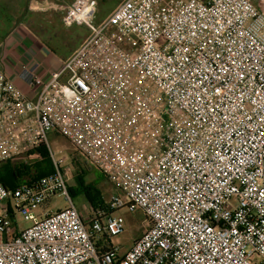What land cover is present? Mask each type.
Listing matches in <instances>:
<instances>
[{"label": "built area", "instance_id": "1", "mask_svg": "<svg viewBox=\"0 0 264 264\" xmlns=\"http://www.w3.org/2000/svg\"><path fill=\"white\" fill-rule=\"evenodd\" d=\"M264 0H124L96 22L94 0L60 5L64 27L90 35L49 78L23 66L28 96L0 70V163L44 146L54 172L0 184V264H264ZM114 27L117 36L108 32ZM133 74L164 98L166 150L143 161L121 95ZM130 107L141 104L133 93ZM57 133L109 179L125 180L84 217L48 147ZM28 159L25 160V163ZM69 206L43 217L54 195ZM149 227L130 249L115 212ZM19 212L29 227L12 226ZM105 240L106 246L98 242Z\"/></svg>", "mask_w": 264, "mask_h": 264}, {"label": "rangeland", "instance_id": "2", "mask_svg": "<svg viewBox=\"0 0 264 264\" xmlns=\"http://www.w3.org/2000/svg\"><path fill=\"white\" fill-rule=\"evenodd\" d=\"M94 1L97 5L96 22L102 23L113 14L122 0ZM256 6L260 11L264 12L263 2H256ZM61 31L62 34L59 37L52 39V46L62 51L75 47L86 35V37L90 35L89 30L84 26H74L72 28L62 26ZM108 32L117 36L116 30L112 26ZM131 89L136 96L141 98V104L134 106V108L130 107L131 95L129 93ZM121 101L123 107L128 112L127 115L131 122V130L134 136L133 143L139 158L143 161H148L161 155L167 148V140L163 127L164 98L156 92L150 82L140 75L133 74L132 85L129 90L122 92ZM48 147L57 161L62 160L60 167L65 175L67 186L68 188L73 187L75 185V167L72 164V157L77 152L75 146L64 136L52 132L48 135ZM88 167L87 180L89 183H94L97 189L103 193L105 202L110 200L114 194L120 195L126 201L128 200L126 197L125 180H120V178L113 180L105 179L102 173L90 162H88ZM70 197L84 217H88L92 213L93 209L84 197L77 196L74 199L71 195ZM7 204L8 201L6 199L3 205L7 206ZM2 206L0 207V216L4 214ZM68 206L69 202L63 196L56 194L36 209L35 212L36 215H43L44 213H53L66 209ZM115 215L123 216L125 227L121 234L111 238V244L119 246L124 252L130 249L133 243L146 232L150 223L144 219L142 211L137 209L131 211L128 207H124L117 210ZM10 219L12 226L19 229H24L32 224V222L26 221L18 211L14 213V219L12 217Z\"/></svg>", "mask_w": 264, "mask_h": 264}, {"label": "crops", "instance_id": "3", "mask_svg": "<svg viewBox=\"0 0 264 264\" xmlns=\"http://www.w3.org/2000/svg\"><path fill=\"white\" fill-rule=\"evenodd\" d=\"M71 2L73 0H0V70L30 97L33 93L18 75L22 67L38 65L36 72L47 79L61 69L87 38L86 35L66 51L52 46V39L62 34L59 6Z\"/></svg>", "mask_w": 264, "mask_h": 264}, {"label": "trees", "instance_id": "4", "mask_svg": "<svg viewBox=\"0 0 264 264\" xmlns=\"http://www.w3.org/2000/svg\"><path fill=\"white\" fill-rule=\"evenodd\" d=\"M76 154L72 157V164L75 167V185L69 188L70 195L73 199L77 196L84 197L92 209L97 210L100 206H105L103 193L97 189L94 183H89L87 180L89 169L88 159L79 151H77ZM27 159L28 162L25 163V160ZM96 169L98 168L96 167ZM99 171L105 179L109 180L101 170ZM53 172L54 165L49 155V151L44 144H42L37 149L25 154L23 153L16 159L1 162L0 184L9 190H15L22 185H32L39 179L46 177ZM143 216L147 221V217L144 214ZM98 245L106 246L105 240H100Z\"/></svg>", "mask_w": 264, "mask_h": 264}]
</instances>
